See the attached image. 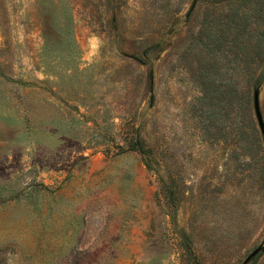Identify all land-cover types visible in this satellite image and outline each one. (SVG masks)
<instances>
[{
	"label": "rangeland",
	"instance_id": "374dc122",
	"mask_svg": "<svg viewBox=\"0 0 264 264\" xmlns=\"http://www.w3.org/2000/svg\"><path fill=\"white\" fill-rule=\"evenodd\" d=\"M0 264H264V0H0Z\"/></svg>",
	"mask_w": 264,
	"mask_h": 264
},
{
	"label": "trees",
	"instance_id": "16d2710c",
	"mask_svg": "<svg viewBox=\"0 0 264 264\" xmlns=\"http://www.w3.org/2000/svg\"><path fill=\"white\" fill-rule=\"evenodd\" d=\"M257 78H258V76H257ZM257 78H256V79H257ZM253 84H254V83H253ZM255 84H256V82H255ZM255 84H254V85H255ZM134 148H135V147H134ZM135 149H136V148H135Z\"/></svg>",
	"mask_w": 264,
	"mask_h": 264
}]
</instances>
